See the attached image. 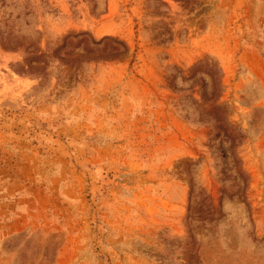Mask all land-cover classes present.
<instances>
[{"label":"rangeland","instance_id":"obj_1","mask_svg":"<svg viewBox=\"0 0 264 264\" xmlns=\"http://www.w3.org/2000/svg\"><path fill=\"white\" fill-rule=\"evenodd\" d=\"M0 264H264V0H0Z\"/></svg>","mask_w":264,"mask_h":264}]
</instances>
